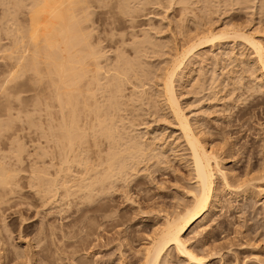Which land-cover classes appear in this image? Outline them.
I'll use <instances>...</instances> for the list:
<instances>
[{
  "label": "rangeland",
  "instance_id": "1",
  "mask_svg": "<svg viewBox=\"0 0 264 264\" xmlns=\"http://www.w3.org/2000/svg\"><path fill=\"white\" fill-rule=\"evenodd\" d=\"M89 1L84 32L91 33L90 43L103 53H99L100 64L119 61L128 65H120L129 72L123 79L126 83H119L121 100L116 95L121 103L113 115L120 133L117 136L122 137L121 142L138 140L143 147L145 141L151 142L153 149L146 144L149 153L142 147L138 153L144 156H126L132 163L121 158L125 162L119 163L124 168L133 165L131 169L114 172L112 181L108 180L111 184H104L107 189L103 186L106 191H95L90 201L82 199L83 190L49 200L47 185L41 181L46 177L43 172L41 179L35 178L39 188L33 185V168L49 167L47 116L41 110L43 105L36 102L42 84L11 86L3 82L2 74L10 62L11 28L20 13L27 14L24 4L30 2H22L20 8L14 1L20 8L17 12L11 1L13 9L9 11V2L5 1L6 6L0 0V18L1 14L8 22L15 18L9 23L11 35L6 33V20L0 21V165L16 171L13 193L4 195L0 190V264H142L143 248L155 236L154 231L161 229L166 215L192 202L190 195L196 186L190 152L161 97L162 71L174 48L191 36L186 42H194L205 28L217 32L220 27L227 32L243 31L264 46V0H124L125 5L122 0H108V6L104 1L99 5L101 0ZM118 4L119 9L126 8L119 10ZM8 11L13 18L6 15ZM250 51L239 37L214 39L194 49L184 74L175 80L183 113L205 148L218 158L229 184L227 187L216 175L209 209L203 220L184 234L188 247L203 258L202 264H264V75L252 62L255 55ZM188 69L192 72L187 77ZM121 164L116 165L119 168ZM118 172L125 173L120 176ZM58 193L63 195V189ZM10 243L26 250L27 262L14 255ZM159 261L192 264L172 248Z\"/></svg>",
  "mask_w": 264,
  "mask_h": 264
},
{
  "label": "bare ground",
  "instance_id": "2",
  "mask_svg": "<svg viewBox=\"0 0 264 264\" xmlns=\"http://www.w3.org/2000/svg\"><path fill=\"white\" fill-rule=\"evenodd\" d=\"M5 1L6 0H4V2ZM10 1L12 5L15 1V3L19 4L18 7L20 8H23V6L21 7V3L26 2V0L21 3H18L19 0H7L10 10L8 7L6 8V6H8L6 2L4 8L9 11L13 9L12 7L14 5V11L17 10L15 9L17 5L15 3L13 6L10 5ZM99 1L100 0H98V2ZM103 1L106 3L104 6H108V0L107 2L101 0L99 5L103 3ZM122 1L125 5V1L127 0ZM27 2H30L28 3L29 5L23 3L26 5V9H29L27 14L24 15V12H19L20 15L22 14L21 16H25H23V20L19 19L21 17L20 15L15 19L11 12L8 11V14L6 13L7 10L4 12L6 15L10 14L9 16H12L13 20L15 19L16 21L14 20L15 25L11 28L13 30L12 37H14V39L11 37V39H13L11 40L12 48L7 55V59L10 62H8V66L4 70L5 74H2L4 75L3 82L12 83L11 86L25 82H39L37 85L42 84L41 96L36 99V102H39L38 105H43L41 110H43L47 116V130L49 131V165L47 166L49 167H47L46 170L43 168L45 171L42 168L41 170L40 168L37 170V168L34 167L33 169L35 171H33L34 173L32 175L35 181V178L36 180L41 179L42 174L40 175V172L44 173L46 177L41 181L47 185L46 192L51 201H57L58 197L63 198L71 192L76 193V190L77 192L82 190L85 191L84 196L86 199L83 195L82 199L90 201V198L94 197L95 194L98 193L97 191L103 188L104 184H107V182L111 184V178L115 176L114 172L121 171L122 169L125 170L128 167V164L125 165V167H127L124 168V165L121 164L122 162L119 163L123 161L121 158L124 157V160H128V158L125 159L126 156L130 158L133 157V155L135 156V153L137 154L139 151L142 153L141 148L143 146H140L142 144H140L138 140L134 139V142L138 141L134 143L133 138L130 140L127 138L126 140H129L130 143L124 139L123 140L127 143L123 140L121 142L120 139L122 137L119 138L120 133L119 130L116 129L117 121L114 123L116 118H114L113 115L117 114V106L121 104L119 103L122 97V95H120L122 88H120V84L121 82L126 83L124 80L129 70L127 71L120 67L123 63L119 64V61H116V64L112 62L113 65L110 64L106 58L103 61H107L108 64H101L103 66L107 65V67L101 66L100 62L102 61L99 60H102L101 57L103 53L101 54L99 48L91 44L92 42L89 36L91 33L86 30L87 26L85 27V25H83L85 21L89 20H85L89 17V14L87 15V12L90 10L88 6L91 5H88V2L91 3L89 0H27ZM118 6H120V4H118L117 7ZM20 8H18L17 12ZM124 8L126 7L124 6ZM26 9H23V11H27ZM16 14L17 13L14 12V15ZM2 15L3 14H1L0 21L4 19ZM6 17L7 16H5L3 22L5 20L8 22V18L6 19ZM6 21L5 24L9 25H7L9 29H6L5 25L6 33L8 31L11 35L12 32L10 31L12 30L10 27L12 24L10 25L9 23H12V21L8 23ZM21 21L25 23L23 24ZM17 22L20 24L22 23L21 27ZM84 27L86 28L85 32ZM205 30L206 28L203 31L201 30L202 32L200 31V34L199 32L196 33L197 35L202 34L201 36L197 38L193 36L196 38L194 42H186V40L193 39L191 36L190 39L186 38L184 40L187 44L184 42L178 49L174 48L175 51L173 50L174 53L172 52L173 54L171 59H169L170 62H168V66L166 65L167 67L164 68L165 71H162L164 73H161L163 75V77H161L162 94L158 92L161 94V97L163 96L162 100L167 104L166 106L169 113L171 112L173 115L176 127L180 132L179 134L190 152L192 170L194 173L193 176H195L196 180L195 190H193L194 192L192 191L190 195L192 202L182 207L181 210L174 212V214L172 213L170 216L166 215L161 229L159 228L160 230H157L158 232L154 231V233H156L155 236H151L153 238L149 240L150 243L148 242V245L143 248L142 264H159L160 257H162V254L165 253L168 248L174 249L177 255L185 258L189 263L202 264L203 258L201 256V258L198 257L199 255L197 256V253L188 247V240L184 237V234L188 229L192 228L194 224L197 225L203 220L205 213L209 209L210 202L213 200V192L215 191L214 180L216 175L222 177L226 186L228 184L225 179L226 174L223 173L218 166V158L216 159L213 152L207 150L200 141V138L197 137L188 117L183 113L176 95L175 80L179 74H184L183 70L185 68V63L190 60L191 56L194 54V49L200 45H207L214 39L221 40L224 37L229 39V36H232V39L233 37H239V39L244 40V42L248 44L250 50L252 49L250 52H253L255 55V61L252 62H254L258 70L261 71V75H264V46L261 42L255 40L254 36L243 33V31L237 32V29H232L227 32L226 29V31L223 29L221 30V27L220 31L216 30L217 32H214L215 30L213 31L211 28ZM111 35L112 34L109 36L110 39L108 38L109 41L113 39V35ZM219 37L222 38L219 39ZM96 48L99 51H96ZM99 53L102 56L99 55ZM117 64L119 65L116 66ZM125 64L122 66L126 67L127 64ZM111 65L112 67H109ZM130 66L132 67V65H129V68ZM187 72L185 75L187 74V77L189 75L191 76L192 71L189 70ZM109 73H111V75ZM136 73L138 75V72ZM120 75H124L122 79ZM137 75L135 76L134 72L133 76L138 79L139 77ZM127 79H129V77ZM102 80L104 81L102 82ZM123 83L121 85H123ZM2 88L1 90L6 94V88ZM96 92L100 94V96H98L99 98L96 97ZM118 94L120 96L119 101L118 98H116ZM41 105H39V107ZM120 108L121 105L119 109ZM39 110L40 109H37V111ZM6 112L7 117L12 119L9 115L8 108H6ZM113 124L116 127H114ZM131 142H133V145ZM145 142L143 147L144 150L145 146L148 145V142ZM122 144L123 146L120 148ZM125 144H131V146H127L126 148L124 147ZM150 144L152 145L151 142ZM150 144L147 147L150 146L152 150L153 148ZM102 145H104V148L101 147ZM145 151L147 153L150 152H148V150ZM145 151H143V153ZM90 152H92L94 156L92 153L90 154ZM140 156H144V154L138 157ZM141 158H138L139 161L144 157ZM128 161L131 160L129 159ZM139 161L137 162L136 159L137 164ZM124 162L125 161H123V164ZM130 163H132V161ZM133 163H135V160ZM116 164H121L122 166L118 168ZM132 166L133 165L127 169H131ZM121 172L120 174L119 172L116 173V175L119 174L122 176L121 174L125 173ZM15 176V170L0 165V190L4 192V195L13 193L12 185L16 184L14 181ZM110 179L111 181L109 183L108 180ZM37 184L38 183L35 181L33 185L38 187ZM74 187H76L75 190L73 189ZM60 188L63 189V195L58 193ZM104 188L107 189L106 186H104ZM72 189L74 191H72ZM95 191L96 193L94 194ZM3 224L6 227L4 222ZM10 235L11 234L8 232V240H11ZM10 246H12L16 257H23L22 259H25L27 255H29L23 248V250H19L20 248L12 245V243H10ZM16 257H14V259ZM27 259H25L26 262ZM29 261L30 260H28V262Z\"/></svg>",
  "mask_w": 264,
  "mask_h": 264
}]
</instances>
